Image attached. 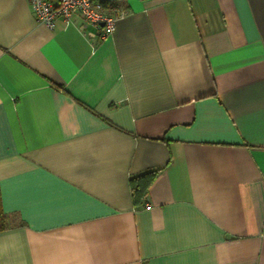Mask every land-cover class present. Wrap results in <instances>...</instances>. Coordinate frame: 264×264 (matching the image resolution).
I'll list each match as a JSON object with an SVG mask.
<instances>
[{
    "label": "crops",
    "instance_id": "crops-1",
    "mask_svg": "<svg viewBox=\"0 0 264 264\" xmlns=\"http://www.w3.org/2000/svg\"><path fill=\"white\" fill-rule=\"evenodd\" d=\"M97 1L0 0V264H264V0Z\"/></svg>",
    "mask_w": 264,
    "mask_h": 264
},
{
    "label": "built area",
    "instance_id": "built-area-1",
    "mask_svg": "<svg viewBox=\"0 0 264 264\" xmlns=\"http://www.w3.org/2000/svg\"><path fill=\"white\" fill-rule=\"evenodd\" d=\"M38 22L48 29L55 27L58 18L66 25L80 19L78 29L87 37L103 40L115 31L122 13L107 12L97 0H27ZM88 26L92 29L87 30Z\"/></svg>",
    "mask_w": 264,
    "mask_h": 264
},
{
    "label": "trees",
    "instance_id": "trees-1",
    "mask_svg": "<svg viewBox=\"0 0 264 264\" xmlns=\"http://www.w3.org/2000/svg\"><path fill=\"white\" fill-rule=\"evenodd\" d=\"M102 4L107 6L105 2H102ZM154 173L155 171H149L133 178L132 187L135 200L146 195L148 186L154 176ZM13 223V216L3 211L0 199V231L11 227Z\"/></svg>",
    "mask_w": 264,
    "mask_h": 264
}]
</instances>
